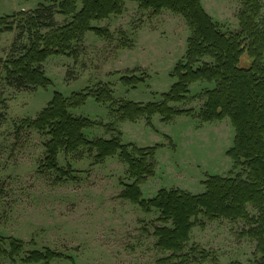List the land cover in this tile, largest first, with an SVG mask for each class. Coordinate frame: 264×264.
I'll return each mask as SVG.
<instances>
[{
    "label": "rangeland",
    "instance_id": "374dc122",
    "mask_svg": "<svg viewBox=\"0 0 264 264\" xmlns=\"http://www.w3.org/2000/svg\"><path fill=\"white\" fill-rule=\"evenodd\" d=\"M52 1L63 0H0V17L34 11ZM201 1L225 32L239 30L240 0ZM262 4L264 7V0ZM57 21L66 22L60 16ZM93 25L109 30L115 40L109 42L88 33L77 45L78 60L64 56L49 58L44 70L53 86L46 90L14 89L0 70V237L23 241L27 252L47 248L61 252L72 257L76 264H157L170 256L156 248L154 226L162 224L156 222L158 213L146 214L119 198L123 191L121 182L130 183L124 163L114 158L94 166L87 155L69 161L61 156V166L71 164L77 180L58 183L56 174L38 172L46 139L36 132L20 135L17 132L24 120H34L47 107L55 93L69 97L107 84L116 100L147 104L162 101L161 96L170 91L175 83L173 70L184 57L190 36L182 17L164 12L153 18L148 12L139 11L138 5L128 3L123 16ZM121 32L131 41L130 47L121 48ZM18 35L19 31L0 34L1 60L8 58ZM123 77L143 78L145 82L136 89L126 88L121 83ZM210 88L199 83L191 88L188 102L172 105L193 110L194 117L176 118L163 124L156 116L155 131L144 120L136 124L116 122L127 144L143 148L166 146L158 153L155 178L142 187L145 198H153L163 188L201 194L208 176L233 174V163L227 156L235 138L231 123L226 120L206 125L197 118L205 103L203 93ZM110 107L91 99L72 113L109 124L115 120ZM86 135L91 140L110 138L102 128ZM166 136L171 138L173 148ZM249 213L256 215L252 208ZM247 229L244 221L208 223L204 229L192 231L189 248L196 244L216 253L219 264H254L256 243L242 235ZM0 264L12 263L0 257Z\"/></svg>",
    "mask_w": 264,
    "mask_h": 264
},
{
    "label": "trees",
    "instance_id": "16d2710c",
    "mask_svg": "<svg viewBox=\"0 0 264 264\" xmlns=\"http://www.w3.org/2000/svg\"><path fill=\"white\" fill-rule=\"evenodd\" d=\"M240 1L239 30L235 33L225 32L206 12L201 0H63L0 17V34L19 31L8 58L0 59V70L6 83L20 91L52 87L44 65L54 56L78 60L77 45L86 34L114 41L109 30L93 24L123 16L128 3L138 5L139 11L153 18L170 12L185 20L190 32L187 50L173 70L175 83L161 96L162 101L141 104L116 100L110 85L99 84L69 97L55 93L34 120H24L17 127L19 135L30 131L46 139L38 172L56 174L58 183L77 180L71 164L61 166V156L69 161L87 155L94 166L114 158L124 163L130 183L121 182L119 198L146 214L158 213L156 222L162 224L154 226L153 236L156 248L170 256L157 264H219L216 253L189 245L195 228L204 229L208 223L221 220L244 221L248 225L242 235L256 243L254 264H264V7L262 0ZM58 16L66 22L60 24ZM119 34L121 48L130 47L125 33ZM144 82L137 77L121 79L122 85L131 89ZM199 83L212 87L203 93L205 103L197 115L200 122L207 125L228 120L235 130L233 146L227 152L234 172L228 177L208 176L201 194L163 188L147 199L142 187L155 178L158 153L166 146L143 148L127 144L116 122L136 124L144 120L155 131L156 116L163 124L194 117L193 110L172 105L188 102L191 88ZM91 99L100 105H111L114 122L101 124L72 113ZM96 128L104 129L110 138L89 139L86 132ZM165 140L173 148L171 138L166 136ZM250 208L255 216L250 215ZM26 246L21 240L0 237V257L12 264H76L61 252L48 248L27 252Z\"/></svg>",
    "mask_w": 264,
    "mask_h": 264
}]
</instances>
